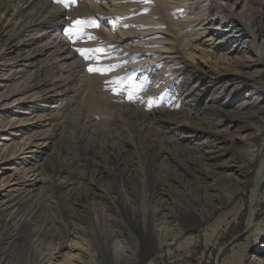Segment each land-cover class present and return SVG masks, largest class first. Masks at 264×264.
I'll list each match as a JSON object with an SVG mask.
<instances>
[{
	"label": "rangeland",
	"instance_id": "374dc122",
	"mask_svg": "<svg viewBox=\"0 0 264 264\" xmlns=\"http://www.w3.org/2000/svg\"><path fill=\"white\" fill-rule=\"evenodd\" d=\"M208 1L0 0V19L10 22L7 31L0 28V201L26 193L35 178L31 173L38 169L33 167L36 162L32 158L38 156L39 163L47 157L49 166L47 169L40 164L36 190L23 204L22 212L38 208L39 222L50 232L65 234L79 227L76 234L81 233V238L93 250L98 238L107 243L118 239L110 237L117 231L112 215L120 214L124 218V208L143 215L158 212L155 219L159 218V209L171 215L181 214L184 209L200 212L199 199L204 192L201 177L211 173L215 179L225 171L205 160L204 152L228 146L218 135L249 138L252 134L251 129H238L226 123L213 126L217 134L205 133L201 127L208 121V115L219 116L222 111L232 115L249 112L255 104L264 103L252 87L234 88L225 77L217 88L211 87L201 97L191 112V124L199 128L198 136L194 138V132L185 127L176 133H164L166 128L159 123L158 116L172 121L181 112L188 113L185 100L191 98L190 89L198 82L193 72H188L186 48L198 42L199 67L225 69L233 65H227L213 54L218 52L227 58L240 59L235 50L240 49L237 44H248L250 39L246 33L237 37L236 43L230 37L237 32L222 18L229 5L244 19H251L253 26L264 27V0H244L235 5L227 0L228 4ZM5 11L17 13L12 17ZM75 21H95V24L77 25ZM213 39L217 45L211 44V48ZM263 39L258 35L255 43L260 44ZM15 42L18 46L20 42H27L23 47L20 43L21 56L27 53L31 57L33 51L38 55L28 56L30 62L14 64L17 50L11 45ZM98 48L103 51L95 52ZM80 49L88 50L86 55ZM170 54L173 58H164ZM58 55L65 59L57 58ZM58 62L62 65L65 62L67 66L55 64ZM172 63H177L174 68ZM90 67L111 68V71L90 72ZM234 69L237 73L241 67L236 65ZM2 73L8 78L2 79ZM263 80L264 73L256 78L259 82ZM202 86L203 83L199 85ZM47 88L64 90L55 97L57 108H53L52 121L44 116L45 101L40 97ZM130 91L132 100L128 98ZM211 91L215 99L210 98ZM260 139L264 142V135ZM37 144H40L38 148ZM32 150H36L34 155ZM41 150L45 152L43 158L42 154L39 156ZM156 154L158 157L150 172V157ZM229 156L226 153L221 162H228ZM263 162L264 147L230 204L214 210L191 234L183 233L179 242L183 240L184 245L161 248L146 264H250L259 250L257 241H252L250 247L245 246L246 237L251 233L248 230L252 210L250 190ZM51 168L60 172L65 182L63 187L54 184ZM151 181L157 184L155 189ZM220 181L228 192L234 190L235 182L226 178ZM261 188L256 208L263 215L264 206L261 208L259 204L264 205V184ZM85 196L86 200H82ZM190 236L192 240L188 243ZM248 237L254 240V235Z\"/></svg>",
	"mask_w": 264,
	"mask_h": 264
},
{
	"label": "bare ground",
	"instance_id": "6f19581e",
	"mask_svg": "<svg viewBox=\"0 0 264 264\" xmlns=\"http://www.w3.org/2000/svg\"><path fill=\"white\" fill-rule=\"evenodd\" d=\"M227 1H232L233 5L244 2V0H227ZM218 3L228 4L227 2H225V0H221V1L219 0ZM6 13L9 14V16L13 17V15L17 12L15 13L6 12ZM196 16L198 15L196 14ZM204 16L206 15L204 14ZM7 18H8V15H7ZM194 18L196 19L195 16ZM222 18L224 19V22L228 26L233 27L232 28L233 31L237 32V35L233 34L230 36V37L235 38L234 42L236 43L239 40L237 37H240L246 33V35L249 34L250 36V39L247 40L248 44H241L238 42L237 46H239L240 49L236 47L237 49L235 50L239 52L240 59L238 57L227 58L225 57L224 54L215 52L213 55L216 56V58L224 60L223 62H225L227 65H233L231 67H225V69H218V70L211 68V66L209 65L207 66L205 65L206 68L199 67L198 64L200 62L196 60V54L199 50L198 42H197L198 44L193 43L192 46L186 48L187 50L185 52L187 54L186 60L188 61L186 64H187V67L188 66L190 67V68L188 67L189 68L188 72H193L198 82L197 84H194L192 88L190 89L191 98H189L188 100L187 99L185 100V103L187 105L186 110L188 111V113L185 111L179 114L180 112L179 111L178 112L179 115L178 116L176 115L177 118L174 120L172 119V121L170 120L167 121L166 120L167 118L165 119V117H162L161 115L158 114L159 123L164 125L166 128V130H164L165 134L176 133L180 130V128L185 127L194 132V135H193L194 138L198 136L197 134H199V128H195V126L191 124L192 119H193L191 112L195 110L196 105L198 101L201 99V97L208 90H210L211 87L217 88L225 77L228 78L227 80L229 82V85H231L232 83L234 85L233 86L234 88L243 89V88L252 87L253 91L257 92L260 95L262 99L261 101H264V80L260 82L256 81V78L260 77L262 73H264V39L262 42H260V44L255 43V40L258 37V35H262L264 37V27L253 26L251 19L248 18V20H246L242 16L238 15L235 11H233L232 6L230 5H229V10L227 14L225 16L222 15ZM204 24L200 23L199 25L202 26ZM9 26H10V22L7 19H3V18L0 19V28L2 30H6L7 28H9ZM202 29L203 31L202 30L201 31L202 33H204L205 28L202 27ZM210 29L217 30V27L216 29L212 27ZM199 34L201 35V33ZM211 34L215 35V32L212 31ZM45 36L46 35H43V37ZM195 39H197V37ZM23 41H26V40H23ZM20 43H19V46L21 44H22V47L23 45L27 46L26 45L27 42L26 43L24 42L21 44ZM28 44H30L29 41H28ZM211 44L216 47L217 42H215V39H213V41L210 42V47H211ZM11 46L14 47V50H17L16 51L17 56L16 57L14 56L16 59L14 60V64L17 65L18 63H20L21 65V62H23L24 60L30 62L29 60H27L29 59L30 55H28L29 56L28 57L26 56L27 54L26 53L24 56H21L22 53L21 54L18 53V51H20L21 48L18 46V44H16V42L15 44H12ZM12 47H9L8 49L11 50L10 48ZM220 48L221 47L218 46V49ZM56 51H57L56 53H58V49ZM61 51L62 49L60 50V53ZM26 52H28V50ZM208 52L210 51L208 50ZM33 53L34 54L31 56L32 58L38 55V53H35V51H33ZM58 56L57 58H60V55ZM164 58L170 59V58H173V56L171 54L165 55ZM60 59H65V57H62ZM235 62H237V64H234ZM59 63L60 62L55 63V64L58 65ZM64 63L63 65L62 64H59V65L64 66ZM174 64H177V63H174ZM174 64H173V68H174ZM236 65L239 68L241 67V69H239L237 73H236V70L234 69ZM36 66H39V62H38V65ZM179 66H181V64ZM59 68L61 70L60 66ZM181 68L182 67H180V69ZM22 70L23 69H20V71ZM4 75L5 74L2 73V76H3L2 79H7L8 76L4 77ZM19 75L21 74L19 73ZM40 83H41V80H40ZM202 83H203V86L199 87V85ZM50 89L46 90L47 92H44L43 91L44 89H43L42 90L43 93L41 92L42 94H40L41 96L39 94L38 95L41 97L42 101H45V104L43 107L46 109V113L44 114V116L49 121H52L53 120L52 116H54L53 108L56 107L57 105L55 103L57 98L55 97L59 96L60 95L59 93H64V90H62L63 92H61L59 88H58L59 91L58 89H51V90ZM22 90L25 91L26 89L24 88ZM210 98L211 99L216 98V95L215 93H213V91L210 92ZM58 100H61V99L58 98ZM208 117L209 119H207L208 121L206 122V124L203 122L205 125L201 127L202 131L205 133L217 134V131L212 129L213 126L226 123L227 126L234 125L238 129L239 128L251 129L252 134L249 138H244L241 136L232 138L231 135H218L219 138H222L224 141H227L228 146L224 148H219L215 152L214 151L204 152L206 154H204L202 157L205 160L214 163V166L216 168H220L225 171H223L222 174L217 175L215 179H213V177L210 176L211 173H206L205 174L206 176L201 177V180L203 179L202 182H203L204 192L200 196V199H199L200 212L184 209L181 214L171 215L169 212L163 209H159V218L155 219L158 212L154 214L148 213L147 215H143V214H137V213L135 214L131 211L128 212V209L124 208L125 209V211H123L124 218H122L120 214L112 215V220L114 221V225L117 227V231L114 235H110V237L114 239L116 238L118 239L107 243L102 238H98L93 246L94 247V250H93V248L89 245V243H87L81 238V233L80 235L76 234V233H79V231H77V230H80L79 227L78 228L76 227L75 230H73L72 232H68L65 234L60 233L58 231L50 232L47 228H45V226L41 224V222H39L40 214L38 212L39 211L38 208H34L28 211L27 213L22 212L23 204L29 201L30 199L29 197L31 193L36 190L35 186L38 183L36 178L40 173V167H39L40 164L43 163L47 169L49 166L47 163V157L45 159L43 158V156L45 155V152L41 150L39 156H41L42 154L41 157L43 158L42 159L43 162L39 163L40 159L39 160L36 159V157L38 156L36 157L34 156L32 158L34 159V162H36L33 167L35 168L38 167V169L36 168L35 170L33 168V170H35L36 173H31V174L35 175V178H33V181L29 184V188L26 189V193L25 194L18 193L15 196L8 197L0 201V264H146L148 261H150L151 255H153L159 249L164 248V247L170 249L172 245L178 248L184 245L185 243L183 244L181 243L183 240L179 242L183 233L189 231L191 234V231L196 230V228L199 225H201L210 216V214L214 210L219 209L232 202V199L235 197L236 193L238 192V189H239L238 187L242 185V182L245 180L247 172L256 164V161L260 155V152L262 151L264 147V142H262L260 139L261 136L264 135V103L262 105L255 104L253 106V110L249 112L241 111L238 114L232 115L228 111H222V114H220L219 116H216L215 113H212V114H209ZM207 126L209 130H207ZM53 127L55 130H58L57 124H54ZM2 139L7 140L9 138L2 137ZM40 144L36 145L37 148L39 147ZM42 147H44V149H48L47 144H43ZM35 152L36 150L33 151L32 154L34 155ZM226 153L230 154L229 156L230 160L228 162H225L224 160L223 162H221L222 157ZM157 157H158L157 154L150 157V162H149L150 172H152L151 170L152 168H154V163ZM51 172L55 175L54 184L57 187H63L65 185V182L61 180L60 172L54 168H51ZM99 174H97V180L101 179V176ZM207 178L210 181L207 180ZM221 178H226L227 180H229V182H235L234 183L235 188L232 192H228L226 189V186L224 184H221V181L219 182ZM263 184H264V162L260 165L256 178L250 190L251 191L250 203H251L252 210L249 215V220H248L249 229L248 230L249 231L251 230L250 234L251 236L254 235V240L249 239L248 236L250 234L247 235L245 246L246 247L252 246V241L259 242L257 245L259 246L258 248L259 250H257L256 253H254L250 261V264H264V212L262 215V211H257V208H256V203H257L256 200H257V197L261 194V189H262L261 187L263 186ZM156 185L157 184H153V182L151 181V187L153 189H155ZM262 197L264 198V192L262 194ZM81 199L86 200V196ZM259 206L263 208L264 206L263 202L262 204H259ZM171 217H174V218L171 220L170 219ZM47 238H49V240H47ZM191 240H192V236L189 237L188 243H190Z\"/></svg>",
	"mask_w": 264,
	"mask_h": 264
},
{
	"label": "snow or ice",
	"instance_id": "6c2138e0",
	"mask_svg": "<svg viewBox=\"0 0 264 264\" xmlns=\"http://www.w3.org/2000/svg\"><path fill=\"white\" fill-rule=\"evenodd\" d=\"M56 2H58V3H66V0H56ZM67 2L75 3V0H67ZM74 23L77 24V25H83V24H87V23H91V24L94 25L95 24V21H75ZM89 39H94V37H89ZM78 51H80L82 55H86V51H88V50L80 49ZM94 51L99 53V52H102L103 49H99L98 48V49H95ZM88 70L90 72H101V73H103L105 71H111V68H108V69H98V68H91L90 67ZM145 79H147V78H145ZM142 87H143L142 85L139 86V88H142ZM139 88H137V90H139ZM113 91H116V89H113ZM128 98H129V100H132L133 99V93L131 91L128 94ZM149 106H151V101H149Z\"/></svg>",
	"mask_w": 264,
	"mask_h": 264
},
{
	"label": "trees",
	"instance_id": "16d2710c",
	"mask_svg": "<svg viewBox=\"0 0 264 264\" xmlns=\"http://www.w3.org/2000/svg\"><path fill=\"white\" fill-rule=\"evenodd\" d=\"M246 209V208H245Z\"/></svg>",
	"mask_w": 264,
	"mask_h": 264
}]
</instances>
